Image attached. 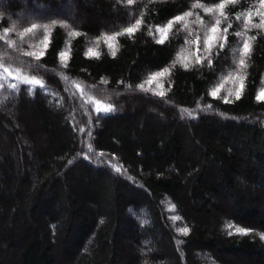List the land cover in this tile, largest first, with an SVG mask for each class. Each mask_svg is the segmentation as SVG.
<instances>
[{"label": "trees", "instance_id": "16d2710c", "mask_svg": "<svg viewBox=\"0 0 264 264\" xmlns=\"http://www.w3.org/2000/svg\"><path fill=\"white\" fill-rule=\"evenodd\" d=\"M221 2L209 53L219 13L203 9ZM261 12L260 0H0V264H264V28L244 27Z\"/></svg>", "mask_w": 264, "mask_h": 264}, {"label": "snow or ice", "instance_id": "6c2138e0", "mask_svg": "<svg viewBox=\"0 0 264 264\" xmlns=\"http://www.w3.org/2000/svg\"><path fill=\"white\" fill-rule=\"evenodd\" d=\"M227 2H235V0H227ZM127 3L129 5H131L133 3V0H127ZM260 6H261V8H264V0H260ZM193 7L194 8H200V7H203V6L200 5V4H194ZM225 7H226V2H221V3L217 4L214 7H205L203 9L204 12H206V13H216V12L219 13V16L217 17V19L215 21V24L209 30L210 33H217V35H207L205 40H204L205 49L209 53L211 52V49L214 46V42L220 38L219 35H218V33H219L218 26L221 24L220 17H223V18L227 19V16H226L225 11H224ZM191 15H192L191 11L185 12L183 15L176 16L172 20L168 21L167 24L164 27L157 26L156 32L158 34H160V39H157L156 42L157 43H164L165 42V40L167 39V34L172 29V26H173L174 23L184 22V27H188L187 17H189ZM259 15L261 16V22L259 24H254V23L251 22L252 13H248L247 14V16L245 17V25H244L245 32L247 30H249L250 28H257V29L264 28V12L259 13ZM237 19H240V17L238 16ZM197 21L200 22V23H203V21L200 20L199 17H197ZM140 24H141V20L137 19L136 22H135V25H133L132 27L124 28L122 32L116 33L113 36H108L107 40L108 41H114V40H116V38L118 36H121V35H124V34H128L131 37L132 34H134L138 30V27L140 26ZM35 27L36 26L33 25V28L32 29H27V31L31 32ZM230 27H231V24H229L227 28L223 29V33H224L223 39H224L225 42L227 40V33H228ZM6 32H7V30H6ZM149 34L150 35L152 34L151 30H150ZM236 35L237 36H242V35H245V33L237 32ZM255 39H256L255 36H250V37H247L246 39H244L243 45H242V49L240 50L239 60L236 62L237 73H236L234 79L240 81L239 87L236 89V92H235V98L236 99H239L241 94H242V92H243V87H244L243 81L245 79V76L241 75L240 73H242L243 70L248 67L246 60H247V57H249L250 54H251V42L254 41ZM224 46H225L224 43H220L219 44V48L220 49H223ZM107 47L113 49L110 54L114 57L117 54V51L114 48V45L112 43H108ZM61 55H64V54L61 53ZM85 55L86 56H95L96 58H99L100 53H99V51H94L92 48H89L87 50V52L85 53ZM201 62H202L201 58L199 56H197L196 63L199 64ZM211 64H212V61L209 59V66L210 67H211ZM64 66L67 67V64H65ZM183 66H184L185 69H187L189 67V65L187 63H184ZM168 72H169V69L165 68L163 71L155 73L152 76H150L147 82L149 84H151L153 82V80H155L157 77H162V76L165 75V73H168ZM3 74H7V76H5ZM8 76H11V72L9 71L8 68H3V72L0 73V80H7ZM225 79H227V77ZM21 82L25 83V84L32 85V89H30V94H32L34 92L35 87L37 85H39L41 88H43L42 82L37 80V79H34V78L31 79V80H29L27 78H24ZM0 86H2V85H0ZM11 87L13 89H15V90H19V84L11 85ZM138 87L143 88V85H138ZM221 87H222V85L216 87L214 90H212L210 92V95L213 98H217L218 94H219V92L221 90ZM159 95L160 96H164L165 93L164 92H160ZM229 95H231V89H229ZM256 99L258 101L259 100H264V89L260 90V92L257 94ZM224 102L225 103H230L231 101L227 97H225L224 98ZM209 107H211V105H209ZM111 110H112L111 105L103 108L102 110L101 109H97V111H103V112H109ZM189 115H191V113H189ZM101 155H103V154H101ZM113 167H115V166H113ZM115 170L117 172L121 171L120 168H115ZM181 231L184 234H187L189 229L185 227V228L181 229ZM236 232L241 233V234H245V230L242 229V228H237ZM262 238H264V237H262Z\"/></svg>", "mask_w": 264, "mask_h": 264}, {"label": "rangeland", "instance_id": "374dc122", "mask_svg": "<svg viewBox=\"0 0 264 264\" xmlns=\"http://www.w3.org/2000/svg\"><path fill=\"white\" fill-rule=\"evenodd\" d=\"M62 7H64V8H62V9H63L64 12H66V14H67V13H68V14H71V12H72V10H73L72 8H69V7H68V10H66V9H65V6H62ZM45 11H48V9H46ZM38 13H40V12L37 11L36 14H38ZM25 14H27V12H24V15H25ZM21 15H22V14H20L19 16H21Z\"/></svg>", "mask_w": 264, "mask_h": 264}]
</instances>
